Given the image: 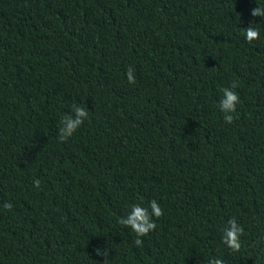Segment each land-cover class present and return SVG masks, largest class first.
Listing matches in <instances>:
<instances>
[{
  "label": "trees",
  "instance_id": "trees-1",
  "mask_svg": "<svg viewBox=\"0 0 264 264\" xmlns=\"http://www.w3.org/2000/svg\"><path fill=\"white\" fill-rule=\"evenodd\" d=\"M256 7L0 0V264H264ZM233 82L239 103L222 112ZM75 107L88 116L62 141ZM153 200L163 214L138 246L120 220ZM232 219L238 252L222 242Z\"/></svg>",
  "mask_w": 264,
  "mask_h": 264
},
{
  "label": "clouds",
  "instance_id": "clouds-1",
  "mask_svg": "<svg viewBox=\"0 0 264 264\" xmlns=\"http://www.w3.org/2000/svg\"><path fill=\"white\" fill-rule=\"evenodd\" d=\"M251 15L253 17H264V10L256 7L252 10ZM260 33L253 27L246 28L245 38L251 43L252 41L258 39ZM128 82L134 84L136 82L133 74L128 71L127 73ZM237 84L232 83L231 88L223 89V98L220 101V108L222 112H235L236 104L239 103V96L232 89L236 88ZM75 117L66 115L61 120L62 127L60 128V139L66 141L68 137L72 136L77 129L83 124L84 119L87 118L88 113L80 107H75ZM226 123H232L234 117L232 115L224 117ZM39 181H34L36 187H39ZM6 209H11L12 205L7 203L4 205ZM149 212L148 208H143L140 205H133L132 215L128 219H121L120 223L122 225H127L130 227L137 235V239L134 241L136 245H141L142 240L139 237L146 236L150 231H153L156 224L152 221V216L159 218L163 212L158 206V203L153 200L150 202ZM229 228L224 230V236L222 242L227 245L231 250L238 252L241 248L240 237L243 234V228L239 226L235 219L229 220ZM99 251V250H98ZM209 264H224L222 259L210 260Z\"/></svg>",
  "mask_w": 264,
  "mask_h": 264
}]
</instances>
